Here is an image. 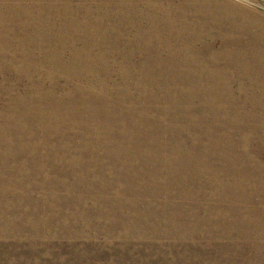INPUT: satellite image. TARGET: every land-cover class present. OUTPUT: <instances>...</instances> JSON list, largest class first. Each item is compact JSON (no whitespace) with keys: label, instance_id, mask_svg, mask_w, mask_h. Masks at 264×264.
<instances>
[{"label":"rangeland","instance_id":"1","mask_svg":"<svg viewBox=\"0 0 264 264\" xmlns=\"http://www.w3.org/2000/svg\"><path fill=\"white\" fill-rule=\"evenodd\" d=\"M0 40V264H264V0H0Z\"/></svg>","mask_w":264,"mask_h":264},{"label":"bare ground","instance_id":"2","mask_svg":"<svg viewBox=\"0 0 264 264\" xmlns=\"http://www.w3.org/2000/svg\"><path fill=\"white\" fill-rule=\"evenodd\" d=\"M189 7H190V6H189ZM1 17H2V16H1ZM186 17H187V16H186ZM1 20H3V18H2ZM165 20H166V19H165ZM3 22H4V21H3ZM164 22H165V21H164ZM173 23H174V22H173ZM160 24H161V23H160ZM182 24H183V23H182ZM196 24H197V23H196ZM186 27H187V26H186ZM184 29H185V28H184ZM172 30H173V29H172ZM180 30H181V29H180ZM182 31H184V30H182ZM186 31H187V30H186ZM173 33H174V31H173ZM183 33H184V32H183ZM187 34H188L187 40L195 39V38H196L194 32H191V31H190V33H187ZM159 36H160V35H159ZM172 36H173V34H172ZM206 36H207V35H206ZM163 37H164V36H163ZM182 37H183V36H182ZM10 38H11V37H10ZM14 39H16V38H14ZM163 39H164V38H163ZM170 39H171V38H170ZM176 39H178L177 36H176L175 40H176ZM212 39H213V38H212ZM172 40H173V39H172ZM195 40H196V39H195ZM0 41H1V40H0ZM160 41H161V40H160ZM179 41H181V40H179ZM163 42H165V41L163 40ZM205 42H206V41H205ZM215 42H216V40H215ZM181 43H182V42H181ZM199 43H201V42L199 41ZM226 43H227V42H226ZM226 43H225V44H226ZM185 44H186V43H185ZM190 44H191V42H190ZM209 44H210V43H209ZM223 44H224V43H223ZM228 44H229V43H228ZM197 45H198V44H197ZM205 45H206V44H205ZM215 46H216V45H215ZM203 47H204V45H203ZM212 47H213V46H212ZM216 47H217V46H216ZM219 47H220V46H219ZM228 47H230V45H229ZM228 47L226 46L227 49H228ZM234 47H235V46H234ZM237 47H238V46H237ZM187 48H188V47H187ZM210 48H211V47H210ZM203 49H204V48H203ZM206 49H207V48H206ZM218 49H219V48H218ZM196 50H197V49H196ZM232 50H235V48L232 49ZM194 51H195V50H194ZM202 51H203V50H202ZM206 51H208V50H206ZM218 51H219V50H218ZM236 51H237V50H236ZM186 52H187V51H186ZM191 52H192V51H191ZM204 52H205V51H204ZM219 52H221V51H219ZM233 52H234V51H233ZM0 53H1V51H0ZM206 53H207V52H206ZM222 53H223V55L225 56V58H227V57H233V58H234V57L236 56V54H231L230 52L224 54V51H223ZM237 53H238V52H237ZM240 54H241V53H240ZM194 55H195V54H194ZM199 55H200V54H199ZM214 55H218V53H215ZM220 55H221V54H220ZM247 55H248V54H247ZM5 56H6V55H5ZM206 56H207V55H206ZM226 56H227V57H226ZM240 56H241V55H240ZM6 57H7V56H6ZM186 57H187V56H186ZM199 57H200V56H199ZM219 57H220V56H219ZM222 57H223V56H222ZM238 57H239V56H238ZM205 58H206V57H205ZM246 58H247V57H246ZM195 59H197V57H196ZM213 59H214V58H213ZM215 59H216V58H215ZM237 59H238V58H237ZM239 59H241V58L239 57ZM191 60H192V59H191ZM191 60H190V61H191ZM217 60H218V59H217ZM250 60H251V59H250ZM250 60H249V62H250ZM209 61H210V60H209ZM246 61H247V60H246ZM202 62H204V61H202ZM231 62H232V61H231ZM238 62H239V60H238ZM189 63H190V62H189ZM232 63H233V62H232ZM246 63H248V62H246ZM161 64H162V63H161ZM165 64H166V63H165ZM165 64H164V65H165ZM229 64H231V63H229ZM167 65H169L168 62H167ZM190 65H191V64H190ZM242 65H243V64H242ZM172 66H173V65H172ZM187 66H188V65H187ZM243 66H244V65H243ZM245 66H246V65H245ZM184 67H185V66H184ZM184 67H183V68H184ZM232 67H233V66H232ZM237 67H238V66H237ZM239 67H241V66H239ZM166 68H167V67H166ZM166 68H165V69H166ZM250 68H251V67H250ZM174 69L176 70L175 67H174ZM187 69H188V68H187ZM188 70H189V69H188ZM245 70H246V69H245ZM166 71H167V70H166ZM166 71H165V72H166ZM168 71H169V70H168ZM186 71H187V70H186ZM191 71H192V68H191ZM248 71H251V70H248ZM184 72H185V71H184ZM184 72H182V73H184ZM187 72H189V71H187ZM169 73H170V72H169ZM173 73H174V72H173ZM175 73H176V72H175ZM190 73H191V72H190ZM197 73H198V72H197ZM163 74H164V72H163ZM150 75H151V74H150ZM156 75H157V73H156ZM159 75H161V73H160ZM164 75H165V74H164ZM180 75H181V74H180ZM188 75H189V74H188ZM148 76H149V75H148ZM161 76H162V75H161ZM182 76H183V74H182ZM159 77H160V76H159ZM168 77H169V76H168ZM171 77H172V75H171ZM177 77H178V76H177ZM148 78H149V77H148ZM154 78H155V77H154ZM160 78H161V77H160ZM146 79H147V78H146ZM155 79H156V78H155ZM171 79H172V78H171ZM191 79H192V78H191ZM191 79H190V81H191ZM163 80H164V79H163ZM163 80H162V81H163ZM165 80H166V79H165ZM168 80H169V79H168ZM195 80H196V79H195ZM158 81H159V80H158ZM188 81H189V79H188ZM192 81H193V80H192ZM192 81H191V82H192ZM197 81H198V80H197ZM226 81H227V80H226ZM142 82H143V81H142ZM146 82H147V81H146ZM150 82H151V81H150ZM150 82H149V83H150ZM198 82H199V81H198ZM217 82H218V81H217ZM153 83H155V81H154ZM161 83H163V82H161ZM201 83H202V81H201ZM169 84H170V83H169ZM187 84H189V82H188ZM198 84H199V83H198ZM214 84H216V83H214ZM228 84H230V83H228ZM6 85H7V84H6ZM147 85H148V84H147ZM194 85H195V84H194ZM196 85H197V84H196ZM199 85H200V84H199ZM217 85H218V84H217ZM140 86H142V85H140ZM152 86H153V85H152ZM161 86H163V85H161ZM174 86H176V85H174ZM211 86H212V85H211ZM211 86H210V87H211ZM3 87H4V86H3ZM13 87H14V86H13ZM149 87H150V86H149ZM156 87H157V86H156ZM170 87H171V85H170ZM221 87H222V86H221ZM221 87H220V88H221ZM146 88H147V87H146ZM152 88H153V87H152ZM141 89H142V88H141ZM153 89H155V88H153ZM158 89H159V88H158ZM179 89H180V88H179ZM210 89H211V88H210ZM218 89H219V88H218ZM38 90H39V89H38ZM167 90H168V89H167ZM176 90H177V89H176ZM176 90H175V91H176ZM148 91H149V90H148ZM179 91H180V90H179ZM206 91H207V90H206ZM216 91H217V90H216ZM220 91H221V90H220ZM220 91H219V93H220ZM4 92H6V91H4ZM8 92H9V91H8ZM208 92H209V91H208ZM217 92H218V91H217ZM217 92H215V93H217ZM227 92H228V91H227ZM1 93H2V92H1ZM66 93H67V92H66ZM69 93H70V92H69ZM131 93H132V92H131ZM146 93H147V92H146ZM177 93H178V91H177ZM190 93H191V92H190ZM230 93H231V92H230ZM4 94H5V93H4ZM162 94H163V93H162ZM166 94H167V93H166ZM200 94H201V92H200ZM212 94H214V93H212ZM228 94H229V93H228ZM125 95H126V94H125ZM135 95H136V94H135ZM137 95H138V94H137ZM167 95H168V94H167ZM229 95H230V94H229ZM84 96H85V95H84ZM192 96H193V95H192ZM207 96H208V95H207ZM211 96H212V95H211ZM211 96H210V98L213 99L214 97L212 98ZM217 96H218V95H217ZM217 96H216V97H217ZM160 97H161V96H160ZM171 97H172V96H171ZM223 97H224V96H223ZM229 97H230V96H229ZM13 98H14V97H13ZM84 98H86V97H84ZM128 98H129V97H128ZM140 98H141V97H140ZM161 98H162V97H161ZM198 98H199V97H198ZM207 98H209V97H207ZM16 99H17V98H16ZM58 99H59V98H58ZM64 99H65V98H64ZM135 99H136V98H135ZM177 99H178V98H177ZM184 99H186V98H184ZM193 99H194V98H193ZM227 99H228V98H227ZM73 100H74V99H73ZM81 100H82V99H81ZM99 100H100V99H99ZM142 100H143V98H142ZM165 100H166V99H165ZM179 100H180V99H179ZM200 100H201V99H200ZM234 100H235V99H234ZM51 101H53V100H51ZM84 101H85V100H84ZM187 101H188V100H187ZM189 101H190V100H189ZM211 101H212V100H211ZM225 101H226V100H225ZM232 101H233V100H232ZM15 102H17V100H16ZM63 102H64V101H63ZM63 102H62V103H63ZM70 102H71V101H70ZM134 102H135V101H134ZM145 102H146V101H145ZM165 102H166V101H165ZM171 102H173V100H172ZM176 102H177V101H176ZM178 102H179V101H178ZM21 103H23V102H21ZM64 103H65V102H64ZM93 103H94V102H93ZM136 103H137V102H136ZM146 103H147V102H146ZM161 103H162V102H161ZM215 103H216V102H215ZM229 103H230V102H229ZM11 104H12V103H11ZM16 104H17V103H16ZM37 104H38V103H37ZM70 104H71V103H70ZM76 104H77V102H76ZM97 104H98V103H97ZM131 104H133V103L131 102ZM152 104H153V103H152ZM158 104H159V102H158ZM169 104H170V103H169ZM178 104H179V103H178ZM180 104H181V103H180ZM201 104H202V103H201ZM207 104H209V103H207ZM230 104H231V103H230ZM23 105H24V104H23ZM63 105H64V104H62V106H63ZM67 105H68V104H67ZM74 105H75V104H74ZM159 105H160V104H159ZM162 105H163V104H162ZM181 105H182V104H181ZM203 105H205V104H203ZM221 105H222V103H221ZM235 105H236V104H235ZM49 106H50V105H49ZM51 106H52V105H51ZM92 106H93V105H92ZM163 106H164V105H163ZM173 106H174V105H173ZM230 106H231V105H230ZM9 107H10V106H9ZM18 107L20 108V106H18ZM18 107H17V108H18ZM40 107H41V106H40ZM44 107H45V106H44ZM71 107H72V106H71ZM74 107H77V106H74ZM74 107H73V109H74ZM129 107H130V105H129ZM164 107H165V106H164ZM182 107H183V106H182ZM191 107H192V106H191ZM205 107H206V106H205ZM205 107H204V108H205ZM237 107H238V105H237ZM45 108H46V107H45ZM60 108H61V107H60ZM90 108H91V107H90ZM98 108H100V107H98ZM144 108H145V107H144ZM151 108H153V107H151ZM171 108H172V107H171ZM171 108H170V109H171ZM197 108H199V107H197ZM208 108H209V107H208ZM208 108H207V109H208ZM211 108H212V107H211ZM231 108H232V107H231ZM231 108H230V110H231ZM31 109H32V108H31ZM37 109H38V108H37ZM49 109H50V108H49ZM49 109H48V110H49ZM53 109H54V107H53ZM62 109H63V108H62ZM96 109H97V108H96ZM104 109H105V108H104ZM132 109H133V107H132ZM137 109H138V108H137ZM140 109H141V108H139V111H140ZM154 109H155V108H154ZM160 109H161V108H160ZM162 109H163V108H162ZM181 109H182V108H181ZM187 109H189V108H187ZM220 109H221V108H220ZM223 109H224V108H223ZM238 109H239V108H238ZM14 110H15V109H14ZM29 110H30V109H29ZM44 110H45V109H44ZM67 110H68V109H67ZM71 110H72V109H71ZM79 110H80V109H79ZM93 110H94V109H93ZM99 110H100V109H99ZM107 110H108V109H107ZM111 110H113V109H111ZM119 110H120V109H118V111H119ZM135 110H136V109H135ZM141 110H143V109H141ZM152 110H153V109H152ZM178 110H179V109H177L176 111H178ZM184 110H185V109H184ZM189 110H190V109H189ZM194 110H195V109H194ZM208 110H209V109H208ZM214 110H215V109H214ZM216 110H218V109H216ZM236 110H237V109H236ZM10 111H11V110H10ZM50 111H51V109H50ZM64 111H65V109H64ZM89 111H90V110H89ZM104 111H105V110H104ZM124 111H125V110H124ZM139 111H138V112H139ZM149 111H150V110H149ZM185 111H186V110H185ZM185 111H184V114L186 113ZM195 111H196V110H195ZM210 111H211V110H210ZM233 111H235V110H233ZM16 112H17V111H16ZM22 112H23V111H22ZM24 112H26V110H25ZM41 112H42V111H41ZM46 112H47V111H46ZM58 112H59V111H58ZM62 112H63V111H62ZM70 112H71V111H70ZM93 112H94V111H93ZM95 112H96V111H95ZM109 112H112V111H109ZM129 112H130V111H129ZM132 112H133V111H132ZM151 112H152V111H151ZM151 112H150V114H151ZM161 112H162V111H161ZM192 112H193V110H192ZM192 112H191V113H192ZM205 112H206V111H205ZM257 112H258V111H257ZM8 113H9V112H8ZM66 113H67V112H66ZM68 113H69V112H68ZM68 113H67V114H68ZM71 113H72V112H71ZM76 113H77V111H76ZM78 113H79V112H78ZM80 113H81V112H80ZM96 113H97V112H96ZM145 113H146V112H145ZM145 113H144V114H145ZM154 113H155V112H154ZM164 113H165V112H164ZM169 113H170V112H169ZM176 113H177V112H176ZM187 113H189V111H188ZM197 113H198V112H197ZM197 113H196V114H197ZM199 113H200V111H199ZM201 113H202V112H201ZM209 113H210V112H209ZM209 113H208V114H209ZM217 113H218V112H217ZM224 113H225V112H224ZM227 113H228V111H227ZM11 114H12V113H11ZM26 114H27V113H26ZM73 114H74V112H73ZM97 114H98V113H97ZM99 114H100V113H99ZM101 114H102V113H101ZM101 114H100V115H101ZM115 114H116V113H115ZM161 114H162V113H161ZM161 114H160V115H161ZM170 114H171V113H170ZM193 114H194V113H193ZM196 114H195V115H196ZM9 115H10V114H9ZM17 115H18V114H17ZM103 115H104V112H103ZM106 115H107V114H106ZM111 115H112V114H111ZM121 115H122V114H121ZM124 115H126V114H124ZM142 115H143V114H142ZM168 115H169V114H168ZM168 115H167V116H168ZM186 115H187V114H186ZM188 115H190V114H188ZM205 115H206V114H205ZM217 115H218V114H217ZM224 115H226V114H224ZM228 115H229V114H228ZM237 115H238V114H237ZM3 116H4V115H3ZM63 116H64V113H63ZM108 116H110V115H108ZM112 116H113V115H112ZM112 116H110V117L112 118ZM119 116H120V115H119ZM158 116H159V115H158ZM162 116H163V115H162ZM167 116H166V117H167ZM177 116H178V115H177ZM182 116H183V115H182ZM184 116H185V115H184ZM192 116H193V115H192ZM198 116H199V115H198ZM230 116L233 117L232 115H230ZM0 117H1V115H0ZM10 117H11V116H10ZM30 117H31V116H30ZM100 117H101V116H100ZM110 117H108V118H110ZM116 117H117V116H116ZM120 117H121V116H120ZM130 117H131V116H130ZM137 117H138V116H137ZM141 117H142V116H141ZM148 117H150V116H148ZM166 117H165V118H166ZM173 117H174V116H173ZM178 117H179V116H178ZM187 117L189 118V116H187ZM190 117H191V115H190ZM224 117H225V116H224ZM5 118H6V117H5ZM13 118H14V117H13ZM13 118H12V120H13ZM28 118H29V117H28ZM40 118H43V116H41ZM67 118H68V116H67ZM96 118H97V117H96ZM152 118H153V117H152ZM158 118H160V117H158ZM171 118H172V117H171ZM171 118H170V121H171ZM218 118H219V116H218ZM3 119H4V118H3ZM10 119H11V118H10ZM25 119H27V118H25ZM60 119H61V118H60ZM60 119H59V120H60ZM63 119H64V118H63ZM63 119H61V120H63ZM80 119H82V118H80ZM113 119H115V118H113ZM118 119H119V118H118ZM133 119H134V118H133ZM149 119H150V118H149ZM167 119H168V118H167ZM200 119H201V118H200ZM203 119H204V118H203ZM215 119H216V118H215ZM234 119H236V118H234ZM237 119H238V118H237ZM5 120H6V119H5ZM41 120H42V119H41ZM103 120H104V119H103ZM120 120H121V119H120ZM136 120H138V118H136ZM155 120H156V118H155ZM159 120H160V119H159ZM177 120L179 121V118H178ZM183 120H184V119H183ZM206 120H207V119H206ZM217 120H218V119H217ZM16 121H17V120H16ZM80 121H83V120H80ZM101 121H102V120H101ZM160 121H162V120H160ZM160 121H159V122H160ZM174 121H175V120H174ZM200 121H201V120H200ZM213 121H214V119H213ZM223 121H224V120H223ZM231 121H232V119H231ZM7 122H8V121H7ZM29 122H30V121H29ZM59 122H60V121H59ZM97 122H98V120H97ZM106 122H107V121H106ZM109 122L111 123V121H109ZM151 122H152V120H151ZM157 122H158V121H157ZM162 122L164 123V121H162ZM176 122H177V121H176ZM183 122H184V121H183ZM186 122H187V120H186ZM186 122H185V124H186ZM191 122H193V121H191ZM194 122H195V121H194ZM211 122H212V121H211ZM246 122H247V121H246ZM25 123H26V122H25ZM99 123H100V122H99ZM118 123H119V122H118ZM126 123H127V122H126ZM134 123H135V122H134ZM136 123H137V122H136ZM160 123H161V122H160ZM178 123H179V122H178ZM178 123H177V125H178ZM217 123H218V122H217ZM219 123H220V122H219ZM224 123H227V121L224 122ZM224 123H223V124H224ZM11 124H12V122H11ZM23 124H24V123H23ZM78 124H79V123H78ZM80 124H81V123H80ZM101 124H102V123H101ZM106 124H107V123H106ZM115 124H116V122H115ZM119 124H122V122L119 123ZM127 124H128V123H127ZM179 124H180V123H179ZM193 124H194V123H193ZM204 124H205V123H204ZM214 124H215V122H214ZM230 124H231V123H230ZM1 125H2V124H1ZM25 125H26V124H25ZM138 125H140V121H139ZM153 125H155V124H153ZM160 125H161V124H160ZM160 125H159V126H160ZM187 125H188V123H187ZM189 125H190V124H189ZM197 125H198V122H197ZM211 125H212V124H211ZM21 126H22V125H21ZM80 126H81V125H80ZM104 126H105V125H104ZM109 126H110V125H109ZM117 126H118V125H117ZM117 126H116V129H117ZM156 126H158V125H156ZM159 126H158V128H159ZM170 126H171V125H169V128H170ZM179 126H180V125H179ZM199 126L201 127V123L199 124ZM203 126H205V125H203ZM226 126H227V124H226ZM9 127H10V126H9ZM119 127H122V125H119ZM127 127H128V126H127ZM139 127H140V126H139ZM139 127H136V128L138 129ZM171 127H173V125H172ZM194 127H195V125H194ZM200 127H199V128H200ZM211 127H212V126H211ZM237 127H238V126H237ZM16 128H17V127H16ZM22 128H23V127H22ZM79 128H80V127H79ZM81 128H82V127H81ZM104 128H105V127H104ZM112 128H113V127H112ZM131 128H132V130L135 129V128H133V127H131ZM154 128H156V127L154 126ZM166 128H167V127H166ZM179 128H180V127H179ZM183 128H184V127H183ZM186 128H187V127H186ZM191 128H192V127H191ZM207 128H208V127H207ZM82 129H83V128H82ZM88 129H89V128H88ZM119 129H120V128H119ZM123 129H124V128H123ZM128 129H130V128H128ZM137 129H136V130H137ZM159 129H160V128H159ZM163 129H164V128H163ZM175 129H176V128H175ZM201 129H203V128H201ZM13 130H14V129H13ZM91 130H92V129H91ZM105 130H106V128H105ZM113 130H114V129H113ZM130 130H131V129H130ZM149 130H151V128H149ZM166 130H167V129H166ZM166 130H165V131H166ZM186 130H187V129H186ZM191 130H192V129H191ZM196 130H199V129H197V127H196ZM196 130H195V131H196ZM205 130H206V129H205ZM216 130H217V129H216ZM234 130H235V128H234ZM234 130H233V131H234ZM236 130H237V129H236ZM239 130H240V129H239ZM11 131H12V130H11ZM95 131H96V130H95ZM103 131H104V130H103ZM107 131H108V130H107ZM107 131H106V132H107ZM125 131H126V129H125ZM134 131H135V130H134ZM134 131H133V132H134ZM152 131H154V132L156 133V129H155V130L153 129ZM161 131H162V129H161ZM165 131H164V132H165ZM168 131H169V130H168ZM172 131H173V130H172ZM179 131H180V130H179ZM189 131H190V130H189ZM189 131H188V132H189ZM207 131L209 132V129H208ZM223 131H224V130H223ZM84 132H85V131H84ZM88 132H89V130H87L86 133H88ZM93 132H94V131H92V133H93ZM137 132H138V131H137ZM139 132H140V131H139ZM148 132H149V131H148ZM148 132H147V133H148ZM157 132H158V130H157ZM197 132H198V131H197ZM199 132H200V131H199ZM201 132H202V131H201ZM210 132H211V131H210ZM90 133H91V132H90ZM97 133H98V132H97ZM103 133H105V132H103ZM111 133H112V132H111ZM115 133H116V131H115ZM125 133H126V132H125ZM125 133H124V134H125ZM152 133H153V132H152ZM155 133H154V135H155ZM169 133H170V132H169ZM175 133H176V132H175ZM181 133H182V132H181ZM181 133H180V135H181ZM195 133H196V132H195ZM195 133H194V136L196 135ZM203 133H204V132H203ZM203 133H202V134H203ZM205 133H207V132H205ZM218 133H219V131H218ZM225 133H226V132H225ZM232 133H233V132H232ZM9 134H10V133H9ZM25 134H26V133H25ZM88 134H89V133H88ZM105 134H106V133H105ZM108 134H109V133H108ZM108 134H107V135H108ZM127 134H128V133H127ZM135 134H136V133H135ZM140 134H141V132H140ZM160 134H162V133H159V135H160ZM173 134H174V133H173ZM173 134H171V135H173ZM188 134H189V133H188ZM208 134H209V133H208ZM208 134H207V135H208ZM212 134H214V133H212ZM216 134H217V133H216ZM12 135H13V134H12ZM81 135H82V134H81ZM92 135H93V134H92ZM115 135H116V134H115ZM122 135H123V134H122ZM141 135H142V134H141ZM156 135H157V134H156ZM166 135H167V134H166ZM177 135H178V132H177ZM207 135H206V136H207ZM14 136H15V135H14ZM22 136H23V135H22ZM61 136H62V135H61ZM63 136H65V135H63ZM82 136H83V135H82ZM90 136H91V135H90ZM100 136H101V135H100ZM102 136H103V135H102ZM117 136H118V135H117ZM117 136H116V137H117ZM128 136H129V135H128ZM132 136H133V135H132ZM142 136H143V135H142ZM142 136H140V137L142 138V141H143L144 138H147V137H144V138H143ZM145 136H146V135H145ZM157 136H158V135H157ZM184 136H185V135H184ZM198 136H199V135H198ZM221 136H222V135H221ZM224 136H225V135H224ZM8 137H9V136H8ZM16 137H17V136H16ZM20 137H21V136H20ZM105 137H106V136H104L103 138L105 139ZM108 137H109V136H108ZM108 137H107V138H108ZM116 137H115V138H116ZM121 137H122V136H121ZM121 137H119V138H121ZM137 137H138V136H137ZM155 137H156V136H155ZM199 137H200V136H199ZM203 137H204V136H203ZM208 137H209V136H208ZM212 137H214V136H212ZM217 137H219V136H217ZM225 137H226V136H225ZM225 137H224V139H225ZM18 138H19V137H18ZM64 138H65V137H64ZM115 138H113V139H115ZM119 138H118V139H119ZM125 138H126V137H125ZM125 138H124V139H125ZM141 138H140V139H141ZM166 138H167V137H166ZM168 138H169V137H168ZM171 138H172V137H171ZM173 138H174V136H173ZM178 138H179V136H178ZM201 138H202V137H201ZM220 138H221V137H220ZM222 138H223V137H222ZM83 139H84V137H83ZM85 139H86V137H85ZM89 139H91V138H89ZM129 139H131V138H129ZM129 139H128L127 141H129ZM133 139H134V138H133ZM159 139H160V138H159ZM176 139H177V138H176ZM184 139H185V138H184ZM198 139H199V138H198ZM198 139H197V140H198ZM206 139H207V138H206ZM209 139H210V138H209ZM209 139H208V140H209ZM215 139H216V138H215ZM226 139H227V138H226ZM92 140H94V139H92ZM119 140H120V139H119ZM149 140H151V137H150ZM157 140H158V139H157ZM161 140H162V139H161ZM174 140H175V139H174ZM178 140H179V139H178ZM178 140H177V141H178ZM208 140H207V141H208ZM6 141H7V140H5L4 142L6 143ZM20 141H22V139H21ZM79 141H80V140H79ZM84 141H85V140H84ZM98 141H102V140H99V139H98ZM108 141H109V140H108ZM116 141H118V140L116 139ZM127 141H126V142H127ZM131 141H132V140H131ZM136 141L138 142V140H136ZM155 141H156V140H155ZM159 141H160V140H159ZM166 141H167V140H166ZM223 141H224V140H223ZM16 142H17V141H16ZM89 142H90V141H89ZM111 142H112V141H111ZM111 142H110V143H111ZM113 142H115V140H113ZM124 142H125V141H124ZM140 142H141V140H140ZM143 142H144V141H143ZM151 142H152V141H151ZM162 142H164V141H162ZM196 142H197V141H196ZM200 142H201V141H199V143H200ZM209 142H210V141H209ZM218 142H219V141H218ZM83 143H84V142H83ZM91 143H92V142H91ZM95 143H96V142H95ZM95 143H94V144H95ZM102 143H103V142H102ZM104 143H105V141H104ZM130 143H132V142H130ZM141 143H142V142H141ZM146 143H147V142H146ZM153 143H154V142H153ZM153 143H152L151 145H153ZM164 143H165V142H164ZM176 143H177V142H176ZM179 143H180V141H179ZM179 143H178V145H179ZM224 143H225V142H224ZM229 143H230V142H229ZM9 144H10V143H9ZM11 144H12V143H11ZM42 144H43V143H42ZM63 144H64V143H63ZM80 144H81V143H80ZM107 144H108V143H107ZM113 144H114V143H113ZM122 144H123V142H122ZM125 144L127 145V143H125ZM125 144H124V145H125ZM133 144H134V143H133ZM133 144H131V145H133ZM138 144H139V143H138ZM138 144H137V145H138ZM156 144H157V143H156ZM170 144H172V143H170ZM208 144H209V143H208ZM222 144H223V143H221V145H222ZM45 145H46V144H45ZM99 145H100V144H99ZM103 145H104V144H103ZM111 145H112V144H111ZM116 145H118V144H116ZM134 145H135V144H134ZM161 145H162V144H161ZM163 145H164V144H163ZM197 145H198V144H197ZM206 145H207V144H206ZM224 145H225V144H224ZM227 145H228V144H227ZM17 146H18V145H17ZM46 146H47V145H46ZM70 146H72V145H70ZM83 146H84V145H83ZM120 146H122V145H120ZM128 146H130V145H128ZM142 146H143V145H142ZM144 146H145V145H144ZM144 146H143V148H144ZM157 146H158V145H157ZM166 146H167V145H166ZM180 146H181V145H180ZM180 146H179V147H180ZM198 146H199V145H198ZM209 146H210V145H209ZM214 146H215V145H214ZM10 147H11V146H10ZM85 147H86V146H85ZM88 147H89V146H88ZM96 147H97V146H96ZM125 147H127V146H125ZM125 147H124V148H125ZM132 147H133V146H132ZM139 147H140V146H139ZM149 147H150V145H149ZM149 147H148V148H149ZM151 147H152V146H151ZM159 147H160V146H159ZM167 147H168V146H167ZM172 147H173V146H172ZM172 147H169V149L172 148ZM181 147H182V146H181ZM187 147H188V146H187ZM199 147H200V146H199ZM211 147H212V146H211ZM217 147H218V146H217ZM19 148H21V147H19ZM86 148H87V147H86ZM86 148H85V149H86ZM114 148H117V147L114 146L113 149H114ZM134 148H135V147H134ZM134 148H133V149H134ZM136 148H137V147H136ZM160 148H161V147H160ZM10 149H11V148H10ZM70 149H71V147H70ZM81 149H82V148H81ZM87 149H88V148H87ZM98 149H99V148H98ZM127 149L130 151L129 147H128ZM146 149H147V147H146ZM146 149H145V150H146ZM152 149H153V148H152ZM172 149H173V148H172ZM176 149H178V147H177ZM179 149H180V148H179ZM182 149H183V147H182ZM188 149H189V148H188ZM197 149H198V148H197ZM211 149H212V148H211ZM213 149H214V148H213ZM16 150H17V149H16ZM19 150H20V149H19ZM27 150H28V148H27ZM54 150H55V148H54ZM59 150H60V149H59ZM64 150H65V148H64ZM76 150H77V148H76ZM101 150H102V149H101ZM137 150H138V149H137ZM139 150H140V149H139ZM145 150H144V151H145ZM164 150H165V149H164ZM189 150H190V149H189ZM193 150H195V149H193ZM221 150H222V149H221ZM221 150H220V151H221ZM13 151H14V150H13ZM22 151H23V150H22ZM47 151H48V150H47ZM79 151H80V150H79ZM96 151H97V150H96ZM104 151H105V150H104ZM106 151H108V149H107ZM129 151H127V152H129ZM131 151H132V150H131ZM144 151H143V154L145 153ZM147 151H148V150H147ZM157 151H159V150H157ZM177 151H179V150H177ZM183 151H184V150H183ZM190 151H191V150H190ZM224 151H225V150H224ZM224 151H223V152H224ZM0 152H1V151H0ZM63 152H64V151H63ZM70 152H71V150H70L68 153H70ZM72 152H73V151H72ZM90 152H91V151H90ZM102 152H103V151H102ZM102 152H100V153L102 154ZM118 152H119V151H118ZM124 152H125V151H124ZM127 152H126V153H127ZM149 152H150L149 155H151L153 151L151 152V150H150ZM172 152H174V151H172ZM184 152H186V151H184ZM192 152H195V151H192ZM6 153H7V152H6ZM27 153H28V151H27ZM40 153H41V152H40ZM47 153H48V152H47ZM68 153H67V154H68ZM85 153H87V152H85ZM88 153H89V152H88ZM92 153H93V152H92ZM126 153H125V154H126ZM132 153H133V151H132ZM147 153H148V152H147ZM157 153L159 154L160 152H157ZM163 153H165V152H163ZM174 153H176V152H174ZM196 153H197V152H196ZM33 154H34V153H33ZM33 154H32V155H33ZM55 154H56V153H55ZM82 154H83V152H82ZM115 154H116V153H115ZM128 154H129V153H128ZM130 154H131V153H130ZM145 154H146V153H145ZM145 154H144V155H145ZM155 154H156V153H155ZM172 154H173V153H172ZM187 154H188V153H187ZM191 154H192V153H191ZM225 154H226V153H225ZM24 155H25V154H24ZM56 155H57V154H56ZM58 155H60V154H58ZM64 155H66V154H64ZM75 155H76V154H75ZM84 155H85V154H84ZM84 155H83V156H84ZM109 155H110V154H109ZM137 155H139V154H137ZM156 155H157V154H156ZM170 155H171V154H170ZM176 155H177V153H176ZM181 155H182V154H181ZM198 155H202V152H201V153L199 152ZM198 155L196 154L197 157H198ZM78 156H79V155H78ZM83 156H82V157H83ZM93 156H94V155H93ZM113 156H114V155H113ZM118 156H119V155H118ZM122 156H123V155H122ZM139 156H140V155H139ZM163 156H164V155H163ZM166 156H167V153H166ZM168 156H169V155H168ZM174 156H175V155H174ZM178 156H179V155H178ZM178 156H177L176 158H178ZM26 157H27V156H26ZM37 157H38V156H37ZM46 157H47V155H46ZM48 157H49V156H48ZM58 157H59V156H58ZM91 157H92V156H91ZM91 157H90V158H91ZM100 157H101V155H100ZM105 157H106V155H105ZM131 157H132V156H131ZM131 157H130V158H131ZM133 157H134V155H133ZM151 157H152V156H151ZM151 157H150V158H151ZM157 157H159V155H158ZM164 157H165V156H164ZM189 157H190V155H189ZM202 157H203V156H202ZM1 158H2V157H1ZM4 158H5V157H4ZM15 158H16V156H15ZM77 158H78V157H77ZM96 158H97V157H96ZM96 158H94V159L96 160ZM103 158H104V157H103ZM114 158H116V156H115ZM142 158H143V156H142ZM147 158H148V157H147ZM165 158H166V157H165ZM176 158H175V160H176ZM179 158H181V157H179ZM192 158H194V157H192ZM21 159H22V158H21ZM57 159H58V158H57ZM59 159H60V157H59ZM59 159H58V160H59ZM66 159H67V158H66ZM68 159H69V158H68ZM87 159H88V158H87ZM100 159H101V158H100ZM105 159H106V158H105ZM125 159H126V158H125ZM138 159H141V158H138ZM152 159H153V157H152ZM163 159H164V158H163ZM169 159H170V158H169ZM189 159H190V158H188V160H189ZM0 160H1V159H0ZM52 160H53V159H52ZM64 160H65V159H64ZM69 160H70V159H69ZM80 160H81V159H80ZM90 160H92V159H90ZM90 160H89V161H90ZM107 160H108V159H107ZM115 160H116V159H115ZM121 160H123V159L121 158ZM134 160H135V159H134ZM145 160H146V158H145ZM145 160H144V161H145ZM148 160H149V159H147V161H148ZM150 160H151V159H150ZM153 160H154V159H153ZM160 160H162V156H161V159H160ZM164 160H165V159H164ZM167 160H168V159H167ZM170 160H171V159H170ZM181 160H183V159H181ZM181 160H180V161H181ZM190 160H191V159H190ZM211 160H212V159H211ZM18 161H19V160H18ZM20 161H21V160H20ZM30 161H31V160H30ZM55 161H56V160H55ZM59 161H60V160H59ZM87 161H88V160H87ZM96 161H97V160H96ZM100 161L102 162V160H100ZM105 161H106V160H105ZM110 161H111V158H110ZM125 161H126V160H125ZM130 161H133V160L131 159ZM140 161H141V160H140ZM144 161H143V163H145ZM154 161H155V160H154ZM156 161H157V160H156ZM183 161H184V160H183ZM195 161H196V160H195ZM232 161H234V160H232ZM60 162H61V161H60ZM66 162H67V161H66ZM73 162H74V161H73ZM93 162H94V161H93ZM117 162H118V161H116V163H117ZM119 162H120V161H119ZM119 162H118V163H119ZM133 162H134V161H133ZM133 162H132V163H133ZM150 162H151V161H150ZM169 162H170V161H169ZM172 162H173V160H172ZM177 162H178V160H177ZM199 162H200V161H199ZM15 163H16V162H15ZM53 163L55 164V162H53ZM62 163H63V162H62ZM64 163H65V162H64ZM94 163H96V162H94ZM97 163H99V162H97ZM106 163H107V162H106ZM113 163H115V162H113ZM118 163H117V164H118ZM120 163H121V162H120ZM143 163H142V164H143ZM156 163H157V162H156ZM156 163H155V164H156ZM158 163H159V162H158ZM161 163H162V162H161ZM186 163H187V162H186ZM202 163H203V161H202ZM9 164H10V162H9ZM28 164H29V163H28ZM47 164H48V162H47ZM54 164H53V165H54ZM56 164H57V163H56ZM66 164H67V163H66ZM73 164H75V163H73ZM73 164H72V165H73ZM90 164H91V163H90ZM99 164H100V163H99ZM99 164H98V165H95V166L98 167ZM101 164H102V163H101ZM103 164H105V163H103ZM117 164H116V165H117ZM124 164H125V163H124ZM128 164H129V163H128ZM133 164H134V163H133ZM133 164L130 165V166H133ZM142 164H140V165L142 166ZM145 164H147V162H146ZM151 164H152V163H151ZM159 164H160V163H159ZM159 164H156V165L158 166ZM166 164H167V163H166ZM178 164H179V163H178ZM183 164H184V163H183ZM200 164H201V163H200ZM228 164H230V163H228ZM92 165H93V164H92ZM116 165H115V166H116ZM125 165H126V164H125ZM138 165H139V164H138ZM149 165H150V164H149ZM161 165H163V164H161ZM173 165H174V162H173ZM185 165H186V164H185ZM190 165H191V164H190ZM192 165H193V164H192ZM197 165H198V164H197ZM1 166H2V165H1ZM4 166H5V165H4ZM13 166H14V165H13ZM16 166H17V165H16ZM19 166H20V165H19ZM29 166H30V165H29ZM64 166H65V165H64ZM67 166H68V165H67ZM67 166H66V167H67ZM100 166H101V165H100ZM103 166H104V165H103ZM113 166H114V165H113ZM120 166H121V165H120ZM123 166H124V165H123ZM127 166H128V165H127ZM157 166H156V168H157ZM168 166H169V165H168ZM188 166H189V165H188ZM227 166H228V165H227ZM227 166H225L226 169H227ZM61 167H62V165H61ZM135 167H136V166H135ZM138 167H140V166H138ZM138 167H137V168H138ZM154 167H155V166H154ZM154 167L152 166L151 168H154ZM185 167H186V166H185ZM185 167H184V168H185ZM196 167H197V166H196ZM200 167H202V166L200 165ZM200 167H199V168H200ZM207 167H208V166H207ZM3 168H4V167H3ZM5 168H6V167H5ZM64 168H65V167H64ZM70 168H71V167H70ZM102 168H103V167H102ZM109 168H111V167H109ZM123 168H124V167H123ZM163 168H164V167H163ZM166 168H167V167H166ZM169 168H170V167H169ZM173 168H174V167H173ZM178 168H180V167L178 166ZM15 169H16V167H15ZM74 169H75V168H74ZM103 169H104V168H103ZM107 169H108V167L106 168V171H107ZM114 169H115V168H114ZM118 169L120 170L119 167H118ZM124 169H125V168H124ZM140 169H141V168H140ZM140 169H139V170H140ZM145 169H146V168H145ZM157 169H158V168H157ZM159 169H161V168H159ZM191 169H193V167H192ZM202 169H203V168H202ZM204 169H205V167H204ZM62 170H63V168H62ZM97 170H98V169H97ZM111 170H112V169H111ZM125 170H126V169H125ZM128 170H130V169H128ZM143 170H144V169H143ZM152 170H153V169H152ZM155 170H156V169H155ZM165 170H166V169H165ZM168 170H169V169H168ZM179 170H180V169H179ZM183 170H184V169H183ZM185 170H187V169H185ZM185 170H184V171H185ZM195 170H196V168H195ZM197 170H199V169H197ZM211 170H212V168H211ZM211 170H210V171H211ZM224 170H225V169H224ZM4 171H5V170H4ZM8 171H9V170H8ZM95 171H96V170H95ZM98 171H99V170H98ZM109 171H110V170H109ZM121 171H122V170H121ZM133 171H134V170H133ZM177 171H178V170H177ZM181 171H182V169H181ZM187 171H189V170H187ZM213 171H214V170H213ZM226 171H227V170H226ZM90 172H91V171H90ZM117 172H118V170H117ZM117 172H116V174H117ZM127 172H128V171H127ZM131 172H132V171H131ZM134 172H135V171H134ZM141 172H142V171L140 170V173H141ZM145 172H146V170H145ZM145 172H143V173H145ZM165 172H166V171H165ZM173 172H175V171H173ZM182 172H183V171H182ZM182 172H181V173H182ZM189 172H190V171H189ZM20 173H21V171H20ZM121 173H123V172H121ZM161 173H162V172H161ZM171 173H172V172H171ZM179 173H180V171H179ZM197 173H198V172H197ZM8 174H9V173H8ZM10 174H12V172H11ZM94 174H95V173H94ZM114 174H115V173H114ZM136 174H138L137 171H136ZM136 174H135V175H136ZM145 174H147V173H145ZM148 174H149V173H148ZM158 174H159V173H158ZM165 174H166V173H165ZM173 174H174V173H173ZM184 174H185V173H184ZM184 174H181V175L183 176ZM188 174H190V173H188ZM188 174H187V175H188ZM18 175H19V174H18ZM76 175H77V174H76ZM100 175H101V174H100ZM125 175H126V174H125ZM135 175H133V176H135ZM153 175H154V174H153ZM155 175H156V171H155ZM155 175H154V176H155ZM161 175H162V174H161ZM167 175H168V174H167ZM167 175H166V177L168 178ZM175 175H176V174H175ZM187 175H186V176H187ZM195 175H196V173H195ZM216 175H217V173H216ZM19 176H20V175H19ZM97 176H98V175H97ZM127 176H128V175H127ZM141 176H142V175H141ZM141 176H140V177H141ZM171 176H172V175H171ZM177 176L179 177V175H177ZM191 176H192V175H191ZM222 176H224V175H222ZM14 177H15V176H14ZM17 177H18V176H17ZM75 177H77V176H75ZM99 177H101V176H99ZM140 177H139V179H140ZM147 177H148V175H147ZM155 177H156V176H155ZM162 177H163V176H162ZM180 177H181V176H180ZM180 177H179V178H180ZM219 177H220V176H219ZM73 178H74V177H73ZM112 178H113V177H112ZM142 178H143V176H142ZM158 178H159V177H158ZM175 178H176V177L174 176V179H175ZM193 178H194V177H193ZM217 178H218V177H217ZM7 179H8V177H7ZM16 179H17V178H16ZM75 179H77V178H75ZM102 179H103V178H102ZM113 179H114V178H113ZM115 179H116V178H115ZM115 179H114V180H115ZM122 179H123V178H122ZM122 179H121V181H123ZM131 179H133V181H134V179H138V178H132V177H131ZM145 179H146V178H145ZM145 179H144V180H145ZM150 179H151V178H150ZM155 179H156V178H155ZM180 179H181V178H180ZM215 179H216V178H215ZM0 180H1V179H0ZM11 180H12V179H11ZM97 180H98V179H97ZM119 180H120V179H119ZM119 180H118V181H119ZM144 180H142V181H144ZM156 180H157V179H156ZM156 180H155V182H156ZM158 180H159V179H158ZM158 180H157V181H158ZM186 180L189 181L188 179H186ZM222 180H223V179H222ZM15 181H16V180H15ZM17 181H18V180H17ZM74 181H75V180H74ZM130 181H132V180H130ZM145 181H146V180H145ZM145 181H144V182H145ZM161 181H162V180H161ZM165 181H167V180L165 179ZM180 181H181V180H180ZM255 181H256V180H255ZM12 182H13V181H12ZM98 182H99V181H98ZM106 182H107V181H106ZM113 182H114V181H112V183H113ZM128 182H129V181H128ZM139 182H140V181H138V184H141V183H139ZM148 182H150V181H148ZM167 182H168V181H167ZM195 182H197V181L195 180ZM10 183H11V182H10ZM21 183H22V182H21ZM122 183H123V182H122ZM129 183H130V182H129ZM152 183H153V181H152ZM107 184H108V183H107ZM131 184H132V182H131ZM138 184H136V185H138ZM145 184H147V181H146V183H144V185H145ZM153 184H154V183H153ZM14 185H15V184H14ZM17 185H18V184L16 183V186H17ZM22 185H23V184H22ZM105 185H106V184H105ZM110 185H111V184H110ZM147 185H148V184H147ZM157 185H158V184H157ZM190 185L192 186V184H190ZM190 185H189V187H190ZM12 186H13V185H12ZM20 186H21V184H20ZM96 186H97V185H96ZM96 186H95V187H96ZM131 186H133V184H132ZM131 186H130V187H131ZM142 186H143V185H142ZM142 186H141V187H142ZM193 186H194V183H193ZM14 187H15V186H14ZM95 187H94V189H95ZM98 187H99V186H98ZM107 187H108V185H107ZM107 187H106V188H107ZM126 187H128V186L126 185ZM130 187H129V188H130ZM144 187H145V186H144ZM159 187H160V186H159ZM159 187L156 186V188H159ZM183 187H184V186H183ZM110 188H111V187H110ZM113 188H115V186H113ZM129 188H128V189H129ZM148 188H149V186H148ZM161 188H162V187H161ZM184 188H185V187H184ZM200 188L202 189V187H200ZM12 189H13V188H12ZM15 189H16V188H15ZM17 189H18V188H17ZM19 189H20V187H19ZM94 189H92V190H94ZM121 189H123V188H121ZM146 189H147V188H146ZM149 189H150V188H149ZM154 189H155V188H154ZM154 189H152V190H154ZM100 190H101V189H100ZM104 190H105V189H104ZM112 190H113V189H112ZM119 190H120V189H119ZM119 190L117 191V193L121 191V190H120V191H119ZM144 190H145V188H144ZM155 190H156V189H155ZM160 190H161V189H160ZM160 190H158V191H160ZM182 190H183V189H182ZM185 190H186V189H185ZM10 191H11V190H10ZM14 191H15V190H14ZM20 191H21V190H20ZM149 191H150V190H149ZM16 192H17V191H16ZM16 192H15V193H16ZM76 192H77V191H76ZM93 192H94V191H93ZM93 192H92V193H93ZM96 192H98V191L96 190ZM112 192H113V191H112ZM130 192H131V191H130ZM132 192H133V190H132ZM134 192H135V191H134ZM143 192H144V191H143ZM153 192H154V191H152L151 193L153 194ZM183 192H184V190H183ZM12 193H13V192H12ZM102 193H103V192H102ZM104 193H107V192L105 191ZM149 193H150V192H149ZM155 193H156V192H155ZM159 193L162 194L161 191H160ZM171 193H172V192H171ZM181 193H182V192H181ZM188 193H189V192H188ZM188 193H187V190H186V193H185V194L188 195ZM79 194H80V193H79ZM90 194H91V193H90ZM98 194H100V193L98 192ZM109 194H110V192H109ZM125 194H127V193H125ZM128 194H129V193H128ZM133 194H135V193H133ZM141 194H142V193H141ZM163 194H164V193H163ZM91 195H92V194H91ZM121 195H122V193H121ZM129 195H130V194H129ZM137 195H138V192H137ZM139 195H140V193H139ZM144 195H145V194H144ZM149 195H151V194H149ZM157 195H158V194H157ZM164 195H165V194H164ZM166 195H167V194H166ZM191 195H192V194H191ZM93 196H94V195H93ZM124 196H126V195H124ZM140 196H141V195H140ZM140 196H137V197H140ZM145 196H146V195H145ZM151 196H152V195H151ZM151 196H148V197L150 198ZM154 196H156V195H154ZM161 196H162V195H161ZM167 196H168V198H169V195H167ZM183 196H184V195H183ZM183 196H182V197H183ZM102 197H103V196H102ZM114 197H116V194H115V196L113 195L112 198L114 199ZM120 197H121V196H120ZM143 197H144V196H143ZM152 197H153V196H152ZM157 197H159V196H157ZM174 197H175V196H174ZM176 197H177V196H176ZM16 198H17V196H16ZM18 198H19V197H18ZM89 198H90V197H89ZM106 198H107V197H106ZM129 198H130V197H129ZM159 198H160V197H159ZM164 198H165V197H164ZM166 198H167V197H166ZM172 198H173V197H172ZM185 198H186V197H185ZM74 199H75V198H74ZM119 199L124 200V199H122V197L119 198ZM139 199H140V198H139ZM141 199H143V198L141 197ZM145 199H146V198H145ZM153 199H154V198H153ZM161 199H162V198H161ZM169 199H171V198H169ZM191 199H192V198H191ZM94 200H96V199H94ZM99 200H100V198H99ZM101 200H102V199H101ZM117 200H118V199H117ZM117 200H116V201H117ZM128 200H129V199H128ZM133 200H135V199H133ZM146 200H147V199H146ZM162 200H163V199H162ZM164 200H165V199H164ZM166 200H167V199H166ZM176 200H177V198H176ZM77 201H78V200H77ZM96 201H98V199H97ZM118 201H120V200H118ZM129 201H130V200H129ZM147 201H148V200H147ZM147 201H146V204H147ZM150 201H152V200H150ZM153 201H154V200H153ZM99 202H100V204H101V201H99ZM105 202H106V200H105ZM112 202H113V201H112ZM122 202H123V201H122ZM137 202H138V201H137ZM167 202H169V201H167ZM167 202H166V203H167ZM171 202H172V201H171ZM26 203H27V202H26ZM79 203H80V202H79ZM93 203H94V202H93ZM95 203H96V202H95ZM123 203H124V202H123ZM123 203H121V204H123ZM135 203H136V202H135ZM141 203H142V202H141ZM158 203H160V202H158ZM172 203H173V202H172ZM178 203H179V202H178ZM88 204H89V203H88ZM96 204H97V203H96ZM100 204H99V206H100ZM121 204H120V205H121ZM137 204H138V203H137ZM137 204H136V205H137ZM153 204H154V203H153ZM163 204H164V203H163ZM184 204H185V202H184ZM184 204H182V205H184ZM104 205H105V204H104ZM110 205H112V203H111ZM127 205H128V202H127ZM129 205H130V202H129ZM131 205H132V204H131ZM134 205H135V204H134ZM134 205H133V206H134ZM143 205H144V201H143ZM154 205H155V204H154ZM157 205L159 206L160 204H157ZM157 205H155V206H157ZM164 205H165V204H164ZM167 205H168V204H167ZM186 205H187V204H186ZM189 205H190V204H189ZM81 206H82V205H81ZM94 206L97 208L96 205H94ZM102 206H103V204H102ZM102 206H101V207H102ZM107 206H109V204H107ZM113 206H114V204H113ZM117 206H118V205H117ZM123 206H125V205H123ZM158 206H157V207H158ZM160 206H161V205H160ZM160 206H159V207H160ZM190 206L192 207L193 205H190ZM79 207H80V206H79ZM92 207H93V206H92ZM101 207H100V208H101ZM103 207H104V206H103ZM109 207H110V206H109ZM127 207H128V206H127ZM134 207H135V206H134ZM136 207H137V206H136ZM144 207H145V206H144ZM162 207H164V206H162ZM169 207H170V205H169ZM184 207H185V209H186V208L188 207V205H187V207H186V206H184ZM81 208H82V207H81ZM96 208H95V209H96ZM100 208H99V209H100ZM116 208H117V207H116ZM132 208H133V207H132ZM145 208H146V207H145ZM173 208H175V207H173ZM177 208H178V207H177ZM177 208H176V209H177ZM208 208H209V207H208ZM208 208H207V209H208ZM233 208H234V207H233ZM14 209H15V208H14ZM79 209H80V208H79ZM99 209H98V210H99ZM117 209H118V208H117ZM121 209H124V208H121ZM133 209H134V208H133ZM156 209H157V208H156ZM165 209H166V208H165ZM165 209H163V210H165ZM170 209H171V207H170ZM211 209H213V208H211ZM211 209H210V210H211ZM16 210H17V209H16ZM76 210H77V209H76ZM86 210H87V208H86ZM115 210H116V209H115ZM129 210H130V208H129ZM150 210H152V209L150 208ZM154 210H155V209H154ZM157 210H158V209H157ZM159 210H161V208H160ZM104 211H105V210H104ZM104 211H103V212H104ZM106 211H107V210H106ZM112 211H113V210H112V208H111V212H112ZM118 211H119V210H118ZM133 211H135V210H133ZM141 211H142V209H141ZM143 211H145V209H144ZM147 211H149V210H147ZM169 211H170V210H169ZM182 211H183V210H182ZM186 211H187V210H186ZM205 211H206V210H205ZM230 211H231V210H230ZM91 212H92V211H91ZM93 212H94V211H93ZM108 212H110V211L108 210ZM114 212H115V211H114ZM122 212H123V211H122ZM130 212H131V211H130ZM137 212H138V211H137ZM156 212H157V211H156ZM164 212L167 213V211H164ZM164 212H163V213H164ZM228 212H229V211H228ZM231 212H232V211H231ZM233 212H235V211H233ZM44 213H45V212H44ZM84 213H85V212H84ZM86 213H89V212H86ZM98 213H99V212H98ZM123 213H124V212H123ZM123 213H122V214H123ZM138 213H139V212H138ZM142 213H143V212H142ZM157 213H159V212H157ZM235 213H236V212H235ZM12 214H13V213H12ZM45 214H46V213H45ZM90 214H91V213H90ZM106 214H107V213H106ZM108 214H109V213H108ZM118 214H119V213H118ZM118 214H117V215H118ZM147 214H148V212H147ZM191 214H192V213H191ZM233 214H234V213H233ZM78 215H79V214H78ZM104 215H105V213H104ZM113 215H114V214H113ZM120 215H121V213H120ZM132 215H133V214H132ZM162 215H163V214H162ZM192 215H193V214H192ZM214 215H215V214H214ZM234 215H235V214H234ZM28 216H29V215H28ZM49 216H50V215H49ZM84 216H85V215H84ZM92 216H93V215H92ZM101 216H102V215H101ZM111 216H112V215H110V217H111ZM118 216H119V215H118ZM118 216H117V217H118ZM129 216H130V215L128 214V217H129ZM133 216H134V215H133ZM135 216H136V215H135ZM141 216H142V215H141ZM145 216H146V215H145ZM150 216H151V215H150ZM167 216H168V215H167ZM194 216H195V215H194ZM11 217H12V216H11ZM13 217H14V216H13ZM13 217H12V218H13ZM34 217H35V216H34ZM81 217H82V216H81ZM98 217H99V216H98ZM98 217H97V218H98ZM125 217H126V216H125ZM125 217H124V219H125ZM161 217H162V216H161ZM195 217H196V216H195ZM205 217H206V216H205ZM209 217H210V216H209ZM232 217H233V216H232ZM47 218H48V217H47ZM50 218H51V217H50ZM82 218H83V217H82ZM99 218H100V217H99ZM99 218H98V219H99ZM105 218H106V217H104V219H105ZM115 218H116V217H115ZM119 218H120V217H119ZM119 218H118V219H119ZM155 218H156V217H155ZM157 218H158V217H157ZM178 218H179V217H178ZM192 218H193V216H192ZM206 218H207V217H206ZM213 218H214V217H213ZM87 219H88V218H87ZM95 219H96V218H95ZM122 219H123V218H122ZM128 219H129V218H128ZM131 219H132V218H131ZM131 219H130V220H131ZM136 219H141V218L138 217V218H135V220H136ZM147 219L149 220V218H147ZM147 219H146V220H147ZM161 219H162V218H161ZM170 219H171V218H170ZM180 219H181V218H180ZM204 219H205V218H203V220H204ZM221 219H222V218H221ZM82 220H83V219H82ZM96 220H97V219H96ZM99 220H100V219H99ZM111 220H112V218H111ZM111 220H109V221H111ZM116 220H117V219H116ZM157 220H158V219H157ZM164 220H166V219L164 218ZM185 220H186V219H185ZM191 220H192V219H191ZM208 220H210V219H208ZM86 221H87V220H86ZM91 221H92V219H91ZM125 221H126V219H125ZM142 221H144V220L142 219ZM153 221H154V220H153ZM158 221H161V220H158ZM172 221H173V220H172ZM200 221H201V220H200ZM212 221H213V219H212ZM215 221H216V220H215ZM217 221H218V219H217ZM221 221H222V220H221ZM237 221H238V220H237ZM114 222H116V221H114ZM127 222H128V221H126L125 223H127ZM138 222H139V221H138ZM147 222H148V221H147ZM154 222H156V220H155ZM168 222H169V221H168ZM168 222H167V223H168ZM176 222H177V221H176ZM178 222H180V221H178ZM181 222H182V220H181ZM186 222H188V221H186ZM189 222H191V221H189ZM189 222H188V223H189ZM198 222H199V221H198ZM201 222H202V221H201ZM201 222H200V223H201ZM204 222H205V221H204ZM209 222H210V221H209ZM222 222H224V221H222ZM225 222H226V221H225ZM99 223H100V221H99ZM102 223H104L103 220H102ZM106 223H107V222H106ZM106 223H104V224H106ZM110 223H111V222H110ZM116 223H117V222H116ZM118 223H119V222H118ZM121 223H123V222H121ZM130 223H131V222H130ZM140 223H141V222H140ZM140 223H139V224H140ZM158 223H160V222H158ZM164 223H165V222H163V224H164ZM169 223H170V222H169ZM182 223H183V222H182ZM195 223H196V222H195ZM212 223H213V222H212ZM212 223H211V224H212ZM234 223H235V222H234ZM37 224H38V223H37ZM80 224H81V223H80ZM97 224H98V223H97ZM127 224H128V223H127ZM152 224H153V223H152ZM156 224H157V223H156ZM160 224H162V223H160ZM170 224H172V223H170ZM173 224H174V222H173ZM177 224L180 225V223H177ZM196 224H197V223H196ZM209 224H210V223H209ZM213 224H214V223H213ZM216 224H217V223H216ZM216 224H215V225H216ZM33 225H34V224H33ZM82 225H83V222H82ZM107 225H108V224H107ZM111 225H112V224H111ZM114 225H115V224H114ZM129 225H130V224H129ZM146 225H147V224H146ZM158 225H159V224H158ZM179 225H177V226H179ZM198 225H199V223H198ZM218 225H219V224H218ZM218 225H216V226H218ZM220 225H221V224H220ZM226 225H227V224H226ZM230 225H231V223H230ZM236 225H237V224H236ZM84 226H86V225H84ZM90 226H91V225H90ZM92 226H93V225H92ZM120 226H122V225H120ZM123 226H124V225H123ZM159 226H160V225H159ZM167 226H168V225H167ZM169 226H170V225H169ZM173 226H174V225H173ZM173 226H172V227H173ZM175 226H176V223H175ZM180 226H181V225H180ZM186 226H187V225H186ZM190 226H191V225H190ZM192 226H193V225H192ZM204 226H205V223H204ZM204 226H203V227H204ZM224 226H225V225H224ZM238 226H240V224H239ZM111 227H112V226H111ZM116 227H117V226H116ZM128 227H130L129 229H131V226H128ZM136 227H137V226H136ZM161 227H162V226H161ZM188 227H189V224H188ZM199 227H201V226H199ZM230 227H231V226H230ZM101 228H102V227H101ZM117 228H118V227H117ZM122 228H123V227H122ZM152 228H153V227H152ZM157 228H158V227H157ZM164 228H166V226H164ZM169 228H170V227H169ZM185 228H186V227H185ZM185 228H184V229H185ZM194 228H195V227H194ZM204 228H205V227H204ZM218 228H219V226H218ZM119 229H120V228H119ZM126 229H127V226H126ZM145 229H146V227H145ZM160 229H161V228H160ZM162 229H163V228H162ZM177 229H178V227H177ZM179 229H180V228H179ZM198 229H199V228H198ZM213 229H214V228H213ZM35 230H36V229H35ZM102 230H103V228H102ZM104 230H106V228H105ZM108 230H109V229H108ZM134 230H135V228H134ZM138 230H139V229H138ZM138 230H137V231H138ZM151 230H152V229H151ZM169 230H170V229H169ZM169 230H168V231H169ZM171 230H172V228H171ZM189 230H190V228H189ZM195 230H196V229H195ZM195 230H194V231H195ZM201 230H202V228H201ZM201 230H200V231H201ZM203 230H204V229H203ZM122 231H123V230L121 229V232H122ZM126 231H127V230H126ZM154 231H155V230H154ZM161 231H162V230H161ZM164 231H165V230H164ZM166 231H167V230H166ZM172 231H173V230H172ZM198 231H199V230H198ZM109 232H110V231H109ZM109 232H108V233H109ZM134 232H135V231H134ZM151 232H152V231H151ZM151 232H150V233H151ZM157 232H159V231H157ZM169 232L171 233V231H169ZM173 232H174V231H173ZM191 232H192V231H191ZM215 232H216V231H215ZM135 233H136V232H135ZM137 233H138V232H137ZM142 233H143V232H142ZM162 233H163V231H162ZM209 233H211V232H209ZM209 233H208V234H209ZM213 233H214V232H213ZM213 233H212V234H213ZM25 234H26V233H25ZM127 234H128V233H127ZM147 234H149V232H148ZM155 234H156V233H155ZM166 234H167V233H166ZM171 234H172V233H171ZM177 234H178V233H177ZM214 234H215V233H214ZM107 235H108V234H107ZM123 235H124V234H123ZM174 235H175V234H174ZM174 235H173V237H174ZM191 235H192V234H191ZM18 236H19V233H18ZM111 236H112V235H111ZM150 236H151V235H150ZM161 236H162V235H161ZM163 236H164V235H163ZM176 236H177V235H176ZM176 236H175V237H176ZM108 237H109V236H108ZM114 237H115V236H114ZM142 237H143V236H142ZM159 237H160V236H159ZM178 237H179V236H178ZM120 238H121V237H120ZM144 238H145V237H144ZM144 238H143V239H144ZM146 238H147V237H146ZM167 238H169V236H168ZM107 239H108V238H107ZM140 239H141V238H140ZM172 239H173V238H172ZM175 239H176V238H175ZM108 240H109V239H108ZM141 240H142V239H141ZM173 240H174V239H173ZM111 241H112V240H111ZM113 241H114V239H113ZM14 242H15V241H14ZM28 242H29V244L32 246V242H31V241H28ZM30 242H31V243H30ZM106 242H107V241H106ZM108 242H109V241H108ZM171 242H172V241H171ZM175 242H176V241H174V243H175ZM241 242H242V241H241ZM117 243H118V242H117ZM29 244H28V245H29ZM110 244H111V243H110ZM110 244H109V245H110ZM30 245H29V246H30ZM107 245H108V243H107ZM113 245H114V244H113ZM115 246H116V245H115ZM117 246H118V245H117ZM111 247H112V246H111ZM31 248H32V247H31ZM112 249H113V247H112ZM233 250H234V249H233Z\"/></svg>","mask_w":264,"mask_h":264}]
</instances>
